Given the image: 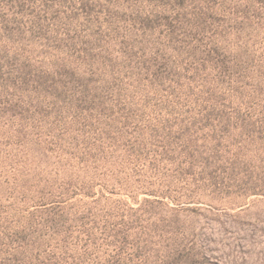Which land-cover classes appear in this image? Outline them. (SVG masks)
Returning a JSON list of instances; mask_svg holds the SVG:
<instances>
[{"label": "rangeland", "instance_id": "1", "mask_svg": "<svg viewBox=\"0 0 264 264\" xmlns=\"http://www.w3.org/2000/svg\"><path fill=\"white\" fill-rule=\"evenodd\" d=\"M0 264H264V0H0Z\"/></svg>", "mask_w": 264, "mask_h": 264}]
</instances>
